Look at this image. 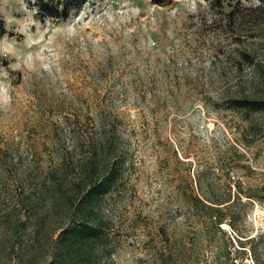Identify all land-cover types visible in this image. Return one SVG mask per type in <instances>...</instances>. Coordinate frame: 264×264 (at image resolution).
<instances>
[{"label": "rangeland", "instance_id": "374dc122", "mask_svg": "<svg viewBox=\"0 0 264 264\" xmlns=\"http://www.w3.org/2000/svg\"><path fill=\"white\" fill-rule=\"evenodd\" d=\"M0 19V264H39L66 218L52 187L94 152L118 160L113 264H264V195L242 194L264 184V110L234 104L264 96V0H89L64 20L0 0ZM199 197L231 198L219 226Z\"/></svg>", "mask_w": 264, "mask_h": 264}, {"label": "trees", "instance_id": "16d2710c", "mask_svg": "<svg viewBox=\"0 0 264 264\" xmlns=\"http://www.w3.org/2000/svg\"><path fill=\"white\" fill-rule=\"evenodd\" d=\"M36 15L41 18H52L55 20L67 19L71 12L78 10L89 0H30ZM3 33V22L0 19V35ZM234 104L244 110H264V96L258 98H237ZM104 138L101 136L100 140ZM97 152H94L88 164L83 168L80 182L71 192L64 195H55V189H62L63 183L57 181L52 187L50 205L53 209L61 205L66 215L65 222L60 224L55 237L44 252L39 264H113L114 254L120 245L118 234L113 230L114 220L104 212L103 199L107 197L109 188L115 181L116 165L118 160H112V167L107 172L109 162L103 159L96 160ZM107 161V162H106ZM99 165H101L99 167ZM86 170V171H85ZM104 171L105 173H103ZM86 172V173H85ZM96 174V177H94ZM94 177V178H93ZM91 179H94L92 181ZM50 191V190H49ZM45 193L48 191L45 189ZM242 193V192H241ZM245 197H256L264 195V184L249 187L244 191ZM238 198V197H237ZM231 198L226 199L223 207L207 203L199 197V205L207 209L211 223L219 226L223 220L212 214V210H227ZM242 203V200L239 199ZM210 202V201H209ZM214 203V202H213ZM31 205V204H30ZM18 226L24 227L26 223L19 221Z\"/></svg>", "mask_w": 264, "mask_h": 264}, {"label": "clouds", "instance_id": "9594fccd", "mask_svg": "<svg viewBox=\"0 0 264 264\" xmlns=\"http://www.w3.org/2000/svg\"><path fill=\"white\" fill-rule=\"evenodd\" d=\"M186 7H188L190 11L193 10L195 7V0H186ZM12 47V45H7L6 47H3L2 50L6 51ZM0 95H8L9 102L11 101V96L9 95V86L3 81H0Z\"/></svg>", "mask_w": 264, "mask_h": 264}]
</instances>
